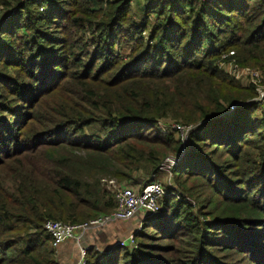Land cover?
<instances>
[{"label":"trees","instance_id":"16d2710c","mask_svg":"<svg viewBox=\"0 0 264 264\" xmlns=\"http://www.w3.org/2000/svg\"><path fill=\"white\" fill-rule=\"evenodd\" d=\"M223 53L264 77V0H0V264H57L46 221L110 214L107 181L169 156L136 248L85 264H264V106Z\"/></svg>","mask_w":264,"mask_h":264},{"label":"built area","instance_id":"2783aa9c","mask_svg":"<svg viewBox=\"0 0 264 264\" xmlns=\"http://www.w3.org/2000/svg\"><path fill=\"white\" fill-rule=\"evenodd\" d=\"M232 55L233 54L230 53L227 56L221 57L220 63L218 62L217 65L223 66L227 64V67H229L233 73H235V70L238 68L233 61H230L233 60L230 58ZM225 61L227 63H225ZM242 73L247 79L249 85L255 87L257 86L256 82L259 78L257 71H250L246 69L243 70ZM225 74L229 75V73ZM259 96L262 97L261 94ZM157 128L161 132H164L165 130L161 125H158ZM169 128L171 130L177 131L181 136V140H183L182 142L185 141V134L189 128H182L175 125H171ZM164 163L166 164V168L170 169L174 166L175 159L167 158L165 159ZM106 185L107 188L111 189L113 192V200L115 204V208L110 214L94 218L79 225H69L57 221H46L43 224L44 231L52 239L54 250L58 245L66 241L75 240L77 242L79 238L78 236L87 230L101 228L106 224L115 221L124 222L131 219L135 214L142 215V217L152 216L159 209L158 202L163 196V189L159 183L147 184L140 191L130 187H118L113 181H107ZM115 245H118L119 247L135 248L133 241L129 236L122 241H118V243ZM94 251L98 252L95 249ZM85 253V249L79 248V258L75 264H85Z\"/></svg>","mask_w":264,"mask_h":264},{"label":"crops","instance_id":"0c3cea01","mask_svg":"<svg viewBox=\"0 0 264 264\" xmlns=\"http://www.w3.org/2000/svg\"><path fill=\"white\" fill-rule=\"evenodd\" d=\"M139 217L142 215L135 214L127 221L108 223L101 228L87 230L78 236L77 242L72 240L58 245L54 251L57 264H75L79 258V248L88 251L92 247H98L99 254L107 253V250L110 252L114 241L128 234Z\"/></svg>","mask_w":264,"mask_h":264},{"label":"rangeland","instance_id":"374dc122","mask_svg":"<svg viewBox=\"0 0 264 264\" xmlns=\"http://www.w3.org/2000/svg\"><path fill=\"white\" fill-rule=\"evenodd\" d=\"M135 10V7L133 8V11ZM136 17V16H135ZM137 18V17H136ZM230 53H228V54H225V53H223V54H221V56L219 57V59H218V62L220 63V58L221 57H223V56H227V55H229ZM230 61H233L234 62V64L237 66V68L238 69H236L235 70V73H233V71L229 68V67H227V64H225V65H223V66H219V65H217V66H219V69L222 71V72H224V73H229V75H232V76H229V77H231V78H233V80H235V81H238V83L239 84H241V86H244V87H248V86H252V85H249L248 84V81H247V79L245 78V76H244V74L242 73L243 72V70H250V71H255L254 69H251V68H246V67H240L237 63H236V61H235V59L233 58V60H230ZM225 63H227L226 61H225ZM226 71V72H225ZM233 73V74H232ZM258 74H259V78H258V80H257V82H256V84H257V86L255 87V86H252L254 89H253V92H254V96H253V98L251 99V101L253 102V103H255V104H257V106L259 107V108H263V106H264V77H263V75H261L259 72H258ZM262 95V97L261 96H259V95ZM48 99H46L45 101H47ZM42 104V103H41ZM38 105V107H36V109L33 111V115L38 111V110H40L43 114H46L47 116H48V113L46 112V111H43V108H44V105ZM41 113V114H42ZM170 124H172V123H170ZM32 125H34V122H32ZM173 125H175V124H173ZM179 127V126H178ZM26 132V129H24L23 131H22V134L23 133H25ZM26 155H28V154H25L24 156H26ZM167 158H172V157H167ZM167 158H165V159H167ZM165 159L163 160V162H162V164H161V167H160V169H159V174L157 175V178L155 179V181L157 182V183H159L160 185H162V186H166V185H173V183H172V175L170 174V169H167L166 168V164L164 163V161H165ZM0 174H2L3 175V173H2V171H0ZM192 182H190V181H188L187 180V182H186V186H188V185H190ZM187 202H189L191 205L193 204V200H190V199H187ZM143 218V217H142ZM144 219V218H143ZM143 219H141L140 220V217L138 218V220H137V222H136V224H135V226H132V228L131 229H129L128 231L129 232H127L128 234H126V235H124V236H120V237H118V240H115L114 241V243L112 244V246L111 247H113V248H119V246L117 245H115V244H117L118 243V241H122V240H124L125 238H127L128 236L129 237H131V240L133 241V244H134V246H135V248H136V245H135V235L138 233V232H140L141 231V221L143 220ZM85 223V222H84ZM111 223H117V221H115V222H111ZM139 234V233H138ZM70 241H72V240H70ZM160 244H165V242H163V241H161L160 242ZM94 248H96L95 250H97V251H99L98 249V247H92V250L94 251ZM113 248L110 250V252L113 250ZM87 252V251H86ZM94 252H96V251H94ZM107 252H109L108 250H107ZM98 253V252H97ZM239 262L240 261H238V262H234V264H239ZM243 264H245V263H243Z\"/></svg>","mask_w":264,"mask_h":264}]
</instances>
